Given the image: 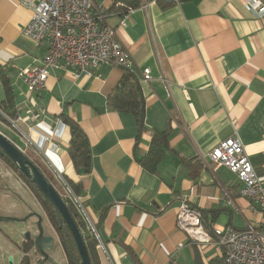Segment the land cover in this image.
<instances>
[{"label": "crops", "instance_id": "crops-1", "mask_svg": "<svg viewBox=\"0 0 264 264\" xmlns=\"http://www.w3.org/2000/svg\"><path fill=\"white\" fill-rule=\"evenodd\" d=\"M95 10L131 53V72L140 78L151 70L150 80L140 79L143 125L108 104L127 71L121 67L101 65L79 77L53 70L42 90L29 91L17 69L38 64L47 46L23 33L30 8L0 0V64L10 70L15 117H22L7 136L61 183L62 194L63 179L80 183L78 212L103 245L97 246L101 264H167L171 257L180 264H225L215 236L193 242L177 227V216L186 200L210 231L264 230V212L242 195L241 179L209 158L218 143L239 136L264 186V15H254L245 0H95ZM62 115L87 134L88 174L75 169ZM165 131L160 154H150L154 134ZM8 188L0 175V214L21 218L36 211ZM28 225L0 224V264L9 255L14 264L21 261ZM45 227L53 234L49 220Z\"/></svg>", "mask_w": 264, "mask_h": 264}, {"label": "built area", "instance_id": "built-area-1", "mask_svg": "<svg viewBox=\"0 0 264 264\" xmlns=\"http://www.w3.org/2000/svg\"><path fill=\"white\" fill-rule=\"evenodd\" d=\"M19 1L32 10V17L24 26L23 33L33 41L47 46L38 64L17 69V77L29 91L42 90L53 70L71 71L77 77L82 74L92 75L101 65L133 70L131 53L120 41L116 29L108 23L106 15L95 10V0ZM245 2L254 15H264V0ZM151 78L150 68H145L140 79L148 81ZM20 120L22 117L19 115L14 120L10 119L11 122ZM262 130L264 133V122ZM209 158L216 165L226 166L234 172L243 182L242 195L259 204L264 212L263 179L239 136L218 143L209 152ZM63 182V198L74 203L80 212L76 194L64 179ZM177 227L197 244L209 243L215 236L216 242L222 247L225 264H264V230L213 226L210 231L203 225L201 212L186 200L180 206ZM88 229L97 233L94 226ZM95 235L98 238V234ZM102 246L99 242L98 247ZM167 264L180 263L171 257Z\"/></svg>", "mask_w": 264, "mask_h": 264}, {"label": "trees", "instance_id": "trees-1", "mask_svg": "<svg viewBox=\"0 0 264 264\" xmlns=\"http://www.w3.org/2000/svg\"><path fill=\"white\" fill-rule=\"evenodd\" d=\"M0 84L3 89V98L0 99V110L2 111V113H0V119H3L7 122L8 120L5 118V116L14 118L17 114L16 93L13 86V79L12 75L10 74V70H7V68L3 67L1 64ZM108 104L116 111L131 112L136 117L138 123L140 125H143L146 112V103L139 76L131 71H126L120 83L108 96ZM62 118L64 122L67 123L70 127L71 140L68 151L75 169L78 173L88 174L91 171V150L87 134L85 133L79 122H77L70 116L62 115ZM166 134V131L157 132L154 134L151 144V150L149 152L150 154H160L161 144L166 143ZM25 153L37 164V166L45 174L47 179L55 186L53 178H51V176L44 170L42 165L33 157H31L26 151ZM0 155L12 164L15 170L19 172L21 176L25 178V180L28 181L32 189L35 191L48 218L60 234L61 244L67 260V264H80V256L76 247L75 240L70 232L65 234L62 231L53 207L41 194L37 186L28 177H26L24 173L16 166V164H14V162L10 160L1 150ZM67 182L69 183L74 193L78 195L80 192V183H74L69 180H67ZM58 192L63 197V194L60 191ZM64 200L66 201L69 210L71 211L78 226L81 229L91 257L92 264H101L97 247L99 243L98 238L91 230L86 227L85 222L74 203L68 201L65 198ZM20 248L23 251L24 256L18 264H32L34 262V256L36 255L35 251L33 250V242L30 240L24 241L20 245ZM37 262L39 264L40 261L38 260Z\"/></svg>", "mask_w": 264, "mask_h": 264}, {"label": "water", "instance_id": "water-1", "mask_svg": "<svg viewBox=\"0 0 264 264\" xmlns=\"http://www.w3.org/2000/svg\"><path fill=\"white\" fill-rule=\"evenodd\" d=\"M0 150L37 186L41 194L53 207L60 228L65 234L70 232L75 240L80 256V264H92L81 229L69 210L66 201L56 187L47 179L37 164L2 131H0ZM35 216L37 217L36 221H27L30 216L20 218L0 214V223H12L22 228L24 225L23 222H28L29 228L24 231L23 235L27 240L33 242V250L42 258L39 264H45L46 262L59 264L50 253L55 248V235L46 233L44 218L40 213L37 212ZM35 226L36 234H34L32 230ZM13 261V255H9L8 264H14Z\"/></svg>", "mask_w": 264, "mask_h": 264}, {"label": "rangeland", "instance_id": "rangeland-1", "mask_svg": "<svg viewBox=\"0 0 264 264\" xmlns=\"http://www.w3.org/2000/svg\"><path fill=\"white\" fill-rule=\"evenodd\" d=\"M0 113H2L1 110H0ZM5 118L8 120L7 122L4 121L3 119H0V131H2L4 134L8 135L9 137L10 136L12 137V135L15 134V132H17L19 122L18 121H16V122L10 121V119L14 120L15 117L10 118V117L5 116ZM0 175L4 178V181L6 182L7 186L9 185L8 189L10 191H14V189H15L17 191H14V192L17 195H19L21 197V199H23L24 201L30 202L32 204H36V211H39L38 213H40L43 216L44 221L46 222L49 220L45 210L42 207V204H41L39 198L37 197L35 191L32 189L31 185L28 183L27 180H25V178H23L21 176V174L19 172H17L15 170V168L12 166V164L9 163L1 155H0ZM16 181L19 182L20 184H22L23 188L19 187L17 185ZM53 182L55 184V187L58 189V191H60L62 193L63 188H62L61 183H59L56 179H53ZM18 187L20 189H18ZM32 211L33 210H31V212ZM49 222H50V220H49ZM0 224L8 225L6 223H0ZM50 224H51V222H50ZM55 229L56 228L53 229V234L56 237L55 248L50 253L59 264H67V260H66L64 250H63L62 244H61L60 234H59L58 230L56 229L57 230L56 231ZM37 257H38V255L34 256V262L32 264H38V262H35ZM16 258H17V256H16ZM46 264H52V263L47 262Z\"/></svg>", "mask_w": 264, "mask_h": 264}, {"label": "flooded vegetation", "instance_id": "flooded-vegetation-1", "mask_svg": "<svg viewBox=\"0 0 264 264\" xmlns=\"http://www.w3.org/2000/svg\"><path fill=\"white\" fill-rule=\"evenodd\" d=\"M37 213V211H32L31 213H28V215H26V216H30V218L27 220V221H30V220H32L33 218H35L36 220H37V217L35 216V214ZM25 217V216H24ZM21 218H23V217H21ZM49 219V218H48ZM36 220H33V221H36ZM50 220V219H49ZM45 222V221H44ZM51 222V221H50ZM28 222H23V224H27ZM52 224V223H51ZM53 225V224H52ZM52 227H54V228H56L54 225L52 226ZM34 229L36 230V226L34 227ZM45 229H46V227H45ZM56 230V229H55ZM57 231V230H56ZM24 236V235H23ZM25 238V237H24ZM25 241H27V239L25 238L24 239ZM38 257H39V261L41 262V260H42V258L38 255ZM1 258V257H0ZM39 262V263H40ZM47 263V262H46ZM45 263V264H46Z\"/></svg>", "mask_w": 264, "mask_h": 264}]
</instances>
